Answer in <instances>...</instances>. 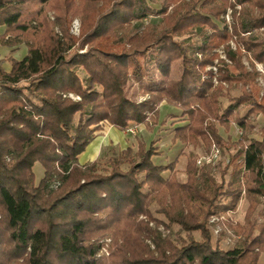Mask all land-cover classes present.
Here are the masks:
<instances>
[{
    "label": "trees",
    "instance_id": "obj_1",
    "mask_svg": "<svg viewBox=\"0 0 264 264\" xmlns=\"http://www.w3.org/2000/svg\"><path fill=\"white\" fill-rule=\"evenodd\" d=\"M73 17L80 21L78 38L70 34ZM148 17L161 20L132 33V22ZM23 44L26 56L8 58L9 71L0 60V264L259 263L264 130L260 140L250 138V117L264 119V91L254 65L264 69V0H201L197 6L185 0H0V46ZM176 62L180 74L172 80ZM152 69L163 83L157 84ZM130 81L146 99L128 98ZM233 89L240 94L229 98ZM161 105L178 109L170 123L183 122L170 131L172 144L205 150L215 145L228 153L220 182L209 169L199 170L191 154L186 182L177 181L176 160L153 163L159 138L120 151L107 169L99 160L78 163L102 124L119 132L143 125L151 132ZM232 123L241 129L235 142L217 130V124L228 130ZM35 163L43 168L37 184ZM52 182L57 187L48 191ZM243 192L247 208L233 227L239 246L222 250L212 244L206 221L236 210ZM152 205L167 229L199 232L201 239L188 236L180 247L162 239L138 220L151 219ZM106 236L112 239L110 254L99 258L97 239Z\"/></svg>",
    "mask_w": 264,
    "mask_h": 264
},
{
    "label": "rangeland",
    "instance_id": "obj_2",
    "mask_svg": "<svg viewBox=\"0 0 264 264\" xmlns=\"http://www.w3.org/2000/svg\"><path fill=\"white\" fill-rule=\"evenodd\" d=\"M188 4L191 5H198L201 0H185ZM231 3H234V0H230ZM240 6H235V9L237 11L240 10ZM225 15V21L228 24V26L232 22V16H231V10L228 9L226 11ZM49 20L53 21V16L50 12L47 13ZM228 17V19H226ZM161 18H155V17H148L145 20H142V22H132L133 31L132 33L141 34L143 28L146 26V24H157ZM262 31V30H260ZM55 32L59 33L57 28H55ZM131 33V34H132ZM70 34L74 36L75 38H78L80 35V21L78 17H73L71 19L70 24ZM121 42L116 41L115 44H120ZM231 47L235 49L234 43H230ZM87 50V47H85L83 50L78 51V53H84ZM219 56L221 59H224V55L222 53V50H217ZM27 54V46L25 44L14 47V48H7L0 46V60H3L4 63L2 64V68L4 71L10 70V63L6 61L8 58H12L14 60L20 61L22 60ZM244 67H246L249 71L250 66L248 63V58L244 57L242 59ZM216 63V62H215ZM256 71L259 73V76L257 77L256 81L258 85L260 86L262 92L264 91V69L262 65L254 63ZM180 63L176 62L172 66V72L170 79H177L180 74ZM209 69H212L213 72H216V68L210 67ZM153 73L156 75V82L157 84H161L164 81L157 76L158 74L154 69ZM77 74L84 78L86 75L84 74L83 70H78ZM215 85L217 82H215ZM142 88H145L146 85H141ZM226 86V85H225ZM141 89L138 84L130 81L128 85L126 86V93L128 98L136 101L141 102L144 99L147 98V96H141ZM240 94V91L238 89H233L230 94L229 98L237 97ZM68 98H70L73 101H78V97L75 94L68 95ZM222 107H225L227 105V98L220 99ZM158 120L157 125L155 128H153L152 134H148L146 132L141 133L139 128H129L127 129L126 133L128 135H131L134 137V141L132 142V145L134 146V151L136 150L137 143L139 141H142L145 143V145H149L152 141H155L157 138L159 140L156 142L158 145V142H161V145H158V156L154 157L153 163L155 165H166L171 163L172 161L176 160L177 164L175 166L176 171V179L180 183L186 182L187 180V174H186V164H187V157L189 154L194 155L195 157V165L196 167L200 169H209L211 175L215 178L216 182H220V172L221 170L227 165L229 158L228 153L223 151L222 149H219L220 151V157L218 161L213 163L212 165H204V166H198L196 164V161L198 158L205 156L210 153L212 150V147L215 145H212L208 150H205L202 146L193 148V146H184L179 143L172 144L171 140L168 137V134L170 135V131L172 129H175L181 125H183V122L179 120L178 122L170 123L172 118V114L177 115L179 113L178 109H173V107L168 105H161L158 108ZM247 112V109H242L240 111V115L243 116ZM251 122L254 127V134L250 136V138H254L256 140H260V137L258 136L260 134L261 130H264V119L261 116L258 117H250ZM165 123V124H164ZM136 127V126H135ZM141 130H143L141 128ZM217 130L219 135L224 139H230L231 141L235 142L239 140L241 136V129L234 123H232L228 130H225L223 127L219 126L217 124ZM132 131V132H131ZM172 133V132H171ZM99 135V132L96 133V135ZM115 146V147H114ZM114 146H107L104 149H102V153L100 155V158L98 159L100 162V166L102 168H108L109 163L111 160H114L118 153L120 152V147L117 145ZM216 147V146H215ZM217 148V147H216ZM8 162L9 159H6ZM126 168V167H125ZM43 168L39 163H35L33 166V174H34V182L37 184L42 176H43ZM169 173H164V177H168ZM227 178V177H226ZM57 182L49 183L47 186L48 191H53L56 189ZM242 199L238 203L236 210L230 211L227 213H221L216 215H211L207 221H206V228L211 234V241L213 245H217L222 250H230L234 247L239 246V241L241 240L240 236L238 234H235V231L233 230V227L241 223L244 218L245 210L247 208V202L244 199V192L242 193ZM151 214L152 217H146L143 215H140L138 217L139 221H143L146 224H148V227L151 230H155L161 235L162 239L169 238L172 240V242L180 247V244L182 241H185L188 239V236L193 237L195 240H200L201 237L199 236V232H191V233H185L180 230L178 226H173L171 229H167L165 225L164 218L156 213L157 206L152 205L151 208ZM97 243L100 244L101 249L99 251L98 257L99 258H107L110 254V247L112 244V239L109 236L97 239ZM146 245L149 247L151 251L154 250V244L150 240L145 241ZM259 264H264V254L260 257Z\"/></svg>",
    "mask_w": 264,
    "mask_h": 264
},
{
    "label": "crops",
    "instance_id": "obj_3",
    "mask_svg": "<svg viewBox=\"0 0 264 264\" xmlns=\"http://www.w3.org/2000/svg\"><path fill=\"white\" fill-rule=\"evenodd\" d=\"M130 128H139L141 133L146 132L148 134H152L153 132V130L151 132H148L143 125L136 126V127L135 125L133 126L131 125ZM141 128L143 130H141ZM98 132H99V135L97 134L95 136L94 140L92 141V143L89 144L85 152L79 156L78 163L80 165H85L89 162L98 160L102 153V149H104L105 147L109 145L111 146L117 145L118 147H120V151L128 147H131L132 149H134V146L132 145V142L134 141V137L131 135H128L126 132H119L114 127H111L107 124H102V129ZM168 137L171 140L172 135L168 134ZM160 141L158 142V145H161Z\"/></svg>",
    "mask_w": 264,
    "mask_h": 264
},
{
    "label": "built area",
    "instance_id": "obj_4",
    "mask_svg": "<svg viewBox=\"0 0 264 264\" xmlns=\"http://www.w3.org/2000/svg\"><path fill=\"white\" fill-rule=\"evenodd\" d=\"M226 19H228V17H226ZM219 157H220L219 149L213 146L209 154L197 159L196 164L198 166L212 165L213 163L218 161Z\"/></svg>",
    "mask_w": 264,
    "mask_h": 264
}]
</instances>
